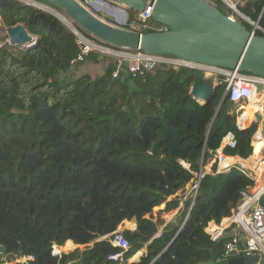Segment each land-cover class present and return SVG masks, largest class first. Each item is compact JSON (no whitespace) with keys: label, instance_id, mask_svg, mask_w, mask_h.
<instances>
[{"label":"trees","instance_id":"1","mask_svg":"<svg viewBox=\"0 0 264 264\" xmlns=\"http://www.w3.org/2000/svg\"><path fill=\"white\" fill-rule=\"evenodd\" d=\"M242 12L264 28V0ZM0 17L39 39L31 50L0 46V253L9 262L33 257L17 264H210L213 250L222 258L229 237L213 242L206 227L229 218L254 184L239 168L216 173L214 166L159 236L152 213L180 208L177 194L202 161L203 172L214 163L228 133L237 148L227 154L247 160L253 146L260 154L264 144L252 145L257 124L245 121L249 108L238 115L248 128L239 129L224 83L201 104L190 93L201 73L185 67L162 65L134 78L111 63L103 75L71 79L79 48L60 19L3 0ZM117 71L123 78L115 81ZM124 221L130 247L122 261L111 260L122 250L108 236ZM54 245L84 249L54 254Z\"/></svg>","mask_w":264,"mask_h":264},{"label":"water","instance_id":"2","mask_svg":"<svg viewBox=\"0 0 264 264\" xmlns=\"http://www.w3.org/2000/svg\"><path fill=\"white\" fill-rule=\"evenodd\" d=\"M3 1L23 6L15 0ZM41 1L64 12L87 33L115 48L142 50L149 55H169L194 64L238 69L264 77V36L254 34L243 22L232 19L208 0H113L133 12H144L147 7H153L152 19L168 27L167 32H139L127 29L118 21L111 24L79 0ZM5 32L12 45L24 50L33 49L39 42L23 24L5 27ZM124 66L128 68L127 61ZM120 78H123L122 72L118 73L115 81ZM216 87L213 79L202 78L192 84L190 93L197 102L205 104L212 98ZM261 119L262 116L257 114L256 121ZM201 168L203 161L197 171L199 174ZM125 230L122 229L123 232ZM243 249H246V241L241 237V245L227 259L220 258L213 250L212 263L257 264L258 256H249L245 252L239 255ZM6 258L5 253H0V264Z\"/></svg>","mask_w":264,"mask_h":264},{"label":"built area","instance_id":"3","mask_svg":"<svg viewBox=\"0 0 264 264\" xmlns=\"http://www.w3.org/2000/svg\"><path fill=\"white\" fill-rule=\"evenodd\" d=\"M26 6L36 7L44 12L53 13L58 17L63 19L59 14L50 12L44 3L38 0H15ZM220 1L223 5L227 7L228 12H224L226 15L232 19L241 21L243 23H248L252 27V32L258 35V32L264 33V28L260 26L259 22L251 20L247 17L242 9L253 0H216ZM47 8V7H46ZM153 7H147L144 12H135L133 17V22L130 23L131 30L139 32H167L168 27L164 25L156 24L152 19ZM65 25L69 27L74 35L76 36V44L79 48L78 55L71 60V65L75 66L78 63L85 62L87 58L94 52L100 53L101 55H108L114 58L117 62L118 70L124 65L125 61L128 62V73L130 76L136 78L142 76L145 73H152L159 66L166 65L174 69H179L181 67L195 69L199 72L205 73L215 78H219L220 82L225 85V96L229 97L230 102L236 105V116L239 129H245V127L239 121L240 117L238 110V105L249 106L251 104V99L255 96L258 91V95L262 94V110L256 112L253 115L252 124H257V132L254 135V140L257 141L258 135L264 140V77L253 75L251 73L241 72L238 69H225L215 66H205L201 64H194L188 61H184L179 58H175L169 55H149L142 50H127L118 49L94 36H87L83 34L73 23L67 22L65 19ZM130 21V19H129ZM264 36V35H263ZM7 42L9 44L10 40ZM119 71L114 74V77L118 75ZM213 79V78H212ZM244 107V108H245ZM260 114L262 119L260 122L256 121V115ZM254 145V144H253ZM237 148V141L235 134L232 132L228 133L221 146L216 150V159L214 165L211 166L209 172H198L194 173V180L187 188V192L182 193L180 206L182 207L184 203L190 199H194L198 193L201 186L202 179L208 175L213 174V167L216 166V173L228 172L232 167H237L242 170L246 175L250 176L254 180V184L248 187L246 190L241 192V199L237 208L233 211L229 218L223 219L220 223L214 221L210 222L206 227V232L210 235L213 242H218L219 240L226 237L227 231L230 229H237L238 233L229 236L224 246V254L222 258H229L231 253L238 249L241 245V237L246 241V249L239 252L241 255L245 252L249 256H258L259 260L257 264H264V205L261 203V199L264 196V148L258 156H253V166L242 167L234 163H229L227 165H222L223 160L229 158L230 156L226 153V150H234ZM254 152V151H253ZM157 234L156 236H159ZM111 243L122 250L121 253L115 254L110 257L111 260L122 261L124 251H127L130 247L129 242L124 237L123 232L116 231L114 234L108 236ZM58 246L54 245L53 253L61 254L58 250ZM28 262L33 261V257L25 258ZM27 262V263H28Z\"/></svg>","mask_w":264,"mask_h":264},{"label":"rangeland","instance_id":"4","mask_svg":"<svg viewBox=\"0 0 264 264\" xmlns=\"http://www.w3.org/2000/svg\"><path fill=\"white\" fill-rule=\"evenodd\" d=\"M39 2H42V4L44 3V5L47 7H43L44 9H48L50 12L52 11V12H54V13H56V14H59L61 17H64L67 21H69V22H71V23H73L76 27H77V25L74 23V22H72L66 15H65V13L64 12H62V11H59V10H57L56 8H54V7H52V6H50V5H48L47 3H45V2H43V1H41V0H38ZM80 2H82L83 3V5L84 6H86L89 10H91L92 12H94L97 16H99L101 19H103V20H105V21H107V22H109V23H111V22H114L115 24H117V19L116 18H114L112 15H110L108 12H106L105 10H102L101 8H97V7H95V6H93L91 3H89L87 0H79ZM102 1H104V2H106V3H108L112 8H117V9H121V10H123V11H127V12H129V15H128V18H127V20H126V22H124V23H122L127 29H131V27H130V22H129V19H130V17L131 16H133L134 17V13L135 12H133V11H130V10H127L126 8H124V7H122L120 4H118L117 2H114L113 0H102ZM210 3H212V4H214V5H217V1L216 0H208ZM34 8H36V7H34ZM222 10L224 11V12H228L227 11V7L225 6V5H222ZM37 9H39V8H37ZM126 12V13H127ZM109 19L111 20V21H109ZM64 23H65V21L63 20V19H61ZM114 23H111V24H114ZM156 24H158V23H156ZM160 25V24H159ZM7 40H8V37H7V35H6V32H5V26L3 25V22H2V20H1V17H0V46H3V45H10V46H14V45H12V44H9L8 42H7ZM14 47H17V46H14ZM18 48H20V49H22L21 47H18ZM92 55L94 56L93 58H95L93 61L92 60H90V61H85V62H81V63H78L77 65H75L71 70H70V72H69V77L71 78V79H77V78H79V77H81V76H84V75H90V76H92V77H97V76H100V75H103L105 72H106V70L108 69V65L109 64H111V63H115L114 62V58H111L110 56H108V55H101L100 53H97V52H94V53H92ZM114 59V60H113ZM195 70V69H194ZM199 72V71H198ZM201 73V76H202V78H210L211 76L210 75H206L205 73H202V72H200ZM213 78V80H214V82L216 83V84H219V83H221L219 80V78H215V77H212ZM211 78V79H212ZM257 99H259V100H261L260 99V97L259 98H257ZM258 100V101H259ZM262 101V100H261ZM252 104H254V103H252ZM243 107H245V106H243V105H238V112L239 111H241V109L243 108ZM253 107V105H249V106H246V108H249V113L251 112V108ZM246 108H244V109H246ZM249 115V114H248ZM247 115V116H248ZM245 119V118H244ZM246 119H247V117H246ZM246 121V120H245ZM248 124L249 123H251L252 124V122H247ZM251 124L249 125V127L251 126ZM248 127V126H247ZM247 127H245V128H247ZM216 151V150H215ZM211 152H213V151H211ZM253 156H254V152L252 153V155L247 159V160H252V158H253ZM242 160V159H241ZM215 162V161H214ZM212 165H214V163L212 164ZM212 165H210V166H208L207 168L208 169H210L211 168V166ZM216 167V166H215ZM206 168V169H207ZM193 173H195V171H192ZM155 212H156V210H154L153 211V213L152 214H154V216H155ZM148 217V216H147ZM124 222H126V221H124ZM122 223L119 227L121 228V232H123L122 231V229H124L125 228V223ZM127 229V228H126ZM80 249H84V246H81V247H79ZM78 249V248H77ZM58 250L60 251V253H64V251L65 250H61V249H59L58 248ZM76 250V249H75ZM141 256V254L139 253L138 254V256H135L133 259H131L130 260V263H132V261L133 260H137L139 257ZM19 262H21V263H27L28 262V259H25V258H20V259H16V260H14V261H12V262H9L8 260H7V258H6V260L5 261H3V262H1V264H17V263H19ZM211 264V263H210Z\"/></svg>","mask_w":264,"mask_h":264},{"label":"bare ground","instance_id":"5","mask_svg":"<svg viewBox=\"0 0 264 264\" xmlns=\"http://www.w3.org/2000/svg\"><path fill=\"white\" fill-rule=\"evenodd\" d=\"M87 1L89 3H91L93 6H95L97 8H101L102 10H105L106 12H108L110 15H112L114 18H116L118 20V22L124 23V22H126V20L128 18V15H127V13L125 11H123L121 9H117V8H112L108 3H106V2H104L102 0H87ZM121 6L124 7V8H127L126 5H124V4H121ZM62 18L65 19L64 17H62ZM261 96H262V94L258 95V91H257L255 96L251 99V103H254V104H253V107L251 108V112L247 116V119H246L247 122L253 121V115L255 114L254 112H257V111L261 110L259 108V104H261V100L257 99L258 97H261ZM257 141H260V142L264 143V140L261 138V135H258ZM216 155H217V153H216ZM229 163L238 164V165H240L242 167H251V166H253V164H252L253 161L252 160H243V159L241 160V159H239L238 157H235V156L229 157V158H226L225 160H223L222 165L225 166V165H227Z\"/></svg>","mask_w":264,"mask_h":264},{"label":"crops","instance_id":"6","mask_svg":"<svg viewBox=\"0 0 264 264\" xmlns=\"http://www.w3.org/2000/svg\"><path fill=\"white\" fill-rule=\"evenodd\" d=\"M93 55H91L89 58H88V60L87 61H90L91 60V58L93 59ZM115 63L117 64V62L115 61ZM259 98V97H258ZM261 103H262V101H261ZM251 105H253L252 103H251ZM246 108V107H245ZM259 108L262 110V107H261V104H259ZM244 107L241 109V111H239V115L241 116L242 114H243V112H244ZM261 110H259V111H261ZM259 111H257V112H259ZM241 112V113H240ZM254 113H256V112H254ZM247 122V121H246ZM252 122V121H251ZM250 124V123H249ZM264 144V143H263ZM254 152H255V150H254ZM255 156H258V155H255ZM210 171V169H206L205 170V172L207 173V172H209ZM188 187H190V184L189 185H187V187L185 188V190L183 191V193L187 190V188ZM187 192V191H186ZM185 192V193H186ZM181 193H179V194H177V196L180 198L179 199V201H181ZM181 205V204H180ZM165 208H166V204H164V205H162V206H159V207H157V208H155V210H156V212H155V216H154V214H153V216L156 218V220L155 221H160V223H161V226H160V228H159V231H162L168 224H170V223H175V221L177 220V218L180 216V213H181V206H180V208L179 209H177V210H174V211H169V212H166L165 211ZM125 223V222H124ZM137 228V225H136V227L134 228V229H130V230H135ZM126 229V228H125ZM128 229V228H127ZM236 233H238V230L235 228V229H230L229 231H227V233H226V236H231V235H234V234H236ZM79 247H81V246H78V245H76V248L75 249H77V248H79ZM63 247H60L59 249H61V250H64V249H62ZM75 249H73V250H65L64 251V253H70V252H73V251H75ZM145 251V250H144ZM143 251V252H144ZM140 254H142V252L140 253ZM138 256V255H137ZM138 260V259H137ZM211 264H214V263H211Z\"/></svg>","mask_w":264,"mask_h":264},{"label":"clouds","instance_id":"7","mask_svg":"<svg viewBox=\"0 0 264 264\" xmlns=\"http://www.w3.org/2000/svg\"><path fill=\"white\" fill-rule=\"evenodd\" d=\"M24 6V5H23ZM8 37V36H7ZM9 39V38H8ZM214 81V80H213ZM246 129V128H245ZM253 140H254V138H253ZM254 143H252V145H253ZM253 151H254V146H253ZM186 166V165H185ZM186 167H188V165L186 166ZM161 233V232H160Z\"/></svg>","mask_w":264,"mask_h":264}]
</instances>
